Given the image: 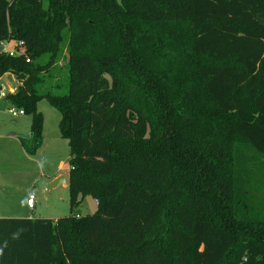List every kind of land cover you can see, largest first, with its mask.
Instances as JSON below:
<instances>
[{
    "label": "trees",
    "instance_id": "obj_1",
    "mask_svg": "<svg viewBox=\"0 0 264 264\" xmlns=\"http://www.w3.org/2000/svg\"><path fill=\"white\" fill-rule=\"evenodd\" d=\"M4 41L27 154L60 113L70 214L0 222V264H264V0H0Z\"/></svg>",
    "mask_w": 264,
    "mask_h": 264
},
{
    "label": "rangeland",
    "instance_id": "obj_2",
    "mask_svg": "<svg viewBox=\"0 0 264 264\" xmlns=\"http://www.w3.org/2000/svg\"><path fill=\"white\" fill-rule=\"evenodd\" d=\"M16 43L0 42V53L15 51ZM61 66L64 63L61 62ZM5 75L0 80L1 92L6 95L14 93L18 87L14 76ZM67 70L62 69L59 80L65 84ZM50 84H53L50 81ZM57 94H65V88L54 89ZM8 108H15L5 98L0 96V222L2 228L10 231L15 220L40 221L58 220L70 214L69 187L70 150L68 141L60 136V113L50 106L47 100H42L38 110L45 118V137L42 147L34 155L27 154L21 144L11 136L8 129L15 128L22 137L30 132L32 118L30 115L12 117ZM18 110V109H17ZM5 136V137H4ZM4 137V138H3ZM57 176L64 178L65 183L47 190L45 183L49 178ZM33 196L34 205L28 207L27 200ZM97 210V203L92 197H86L79 208L82 216L92 215Z\"/></svg>",
    "mask_w": 264,
    "mask_h": 264
},
{
    "label": "built area",
    "instance_id": "obj_3",
    "mask_svg": "<svg viewBox=\"0 0 264 264\" xmlns=\"http://www.w3.org/2000/svg\"><path fill=\"white\" fill-rule=\"evenodd\" d=\"M16 43V50L15 51H8V52H5L7 53L9 56H18V55H25V46L23 44V42L21 41H14ZM2 43H10L9 41H4ZM1 98H6V94L3 93V91L1 92ZM7 112L12 116V117H19V116H23L25 115L24 111L23 110H17V109H14V108H8L7 109ZM28 206L29 207H33L34 205V198L33 196H31L27 202Z\"/></svg>",
    "mask_w": 264,
    "mask_h": 264
},
{
    "label": "crops",
    "instance_id": "obj_4",
    "mask_svg": "<svg viewBox=\"0 0 264 264\" xmlns=\"http://www.w3.org/2000/svg\"><path fill=\"white\" fill-rule=\"evenodd\" d=\"M11 76H14V75H11ZM11 76H9V77H11ZM16 79V78H15ZM17 82H18V80H17ZM19 82H18V86H19ZM18 88V87H17ZM17 90V89H16ZM15 90V91H16ZM9 103V102H8ZM44 124H45V118H44ZM30 129H31V126H30ZM44 129H45V125H44ZM43 133H44V131H43ZM29 134H30V132H29ZM29 134L27 135V136H24V137H28L29 136ZM8 137H12L13 139H15V140H17L16 142L18 143H20L21 144V142H20V139L22 138V136H20V135H24V134H20V131H18V130H16L15 128H10V129H8ZM5 137V136H4ZM3 137V138H4ZM44 139H45V137H44V135H43V141H44ZM43 145V144H42ZM21 148L23 149V147H22V145H21ZM24 150V149H23ZM25 151V150H24ZM56 179H58V177L57 176H55V177H53V178H49V180L45 183L46 185H49L51 182H53L54 180H56ZM31 197V196H30ZM29 200V199H28ZM28 200H27V202H28ZM29 207V206H28ZM30 208V207H29Z\"/></svg>",
    "mask_w": 264,
    "mask_h": 264
},
{
    "label": "water",
    "instance_id": "obj_5",
    "mask_svg": "<svg viewBox=\"0 0 264 264\" xmlns=\"http://www.w3.org/2000/svg\"><path fill=\"white\" fill-rule=\"evenodd\" d=\"M65 183V179L64 178H58L56 180H54L53 182H51L48 186H47V190H51L53 188H56L58 186H60L61 184Z\"/></svg>",
    "mask_w": 264,
    "mask_h": 264
},
{
    "label": "bare ground",
    "instance_id": "obj_6",
    "mask_svg": "<svg viewBox=\"0 0 264 264\" xmlns=\"http://www.w3.org/2000/svg\"><path fill=\"white\" fill-rule=\"evenodd\" d=\"M10 42H14V41H10Z\"/></svg>",
    "mask_w": 264,
    "mask_h": 264
}]
</instances>
